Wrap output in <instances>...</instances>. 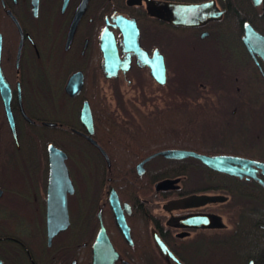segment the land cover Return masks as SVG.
<instances>
[{
  "label": "flooded vegetation",
  "instance_id": "obj_1",
  "mask_svg": "<svg viewBox=\"0 0 264 264\" xmlns=\"http://www.w3.org/2000/svg\"><path fill=\"white\" fill-rule=\"evenodd\" d=\"M212 1L214 4L190 12L181 13L176 6ZM246 25L264 38V0H245L244 4L240 0H0V264H93L101 226L118 253L114 261L110 253L109 257L101 254L99 262L103 264H178L162 254L156 237L182 264H211V254L224 259L222 243L233 226L227 215L228 196L220 186L223 183L218 189H210L205 182L185 187L186 176L164 177L154 181L148 193L146 183H140V193L131 196L123 179L114 177L122 171L113 161L117 133L127 135L151 120L138 118L127 102L117 97L130 100L145 115L161 110L146 111L150 103L137 104L125 96L135 92L146 100L148 93L163 87L174 92L178 74L176 68L172 72L174 61L168 59L179 43L187 42L186 72L190 78L197 73L204 79L197 86L202 97L196 103L204 110L205 133L210 132V126L222 124L225 102L220 97L233 87L236 101L231 113L238 139L246 141L250 135L252 159L264 162V155L259 154L264 151V48L246 47ZM109 33L120 62L110 69L111 76ZM209 41L217 46V53H199L197 47ZM227 49H231L228 56L234 58L236 69L232 87L226 78L227 66L221 64L227 55L222 50ZM155 53L163 58V84L152 76L148 64ZM211 61L219 62L216 69H211ZM57 96L65 108L58 106ZM193 105L189 98L187 106ZM87 106L90 118H82ZM205 133L196 140L202 147L222 142ZM49 144L66 154L68 180L60 173L57 187L56 177L51 178ZM165 149L194 151L155 150L135 164L140 178L195 159L156 156L137 169L146 157ZM89 156L95 164L85 182L76 158ZM255 170L254 177L242 178L212 171L251 186L250 211L258 218L264 215V175L259 167ZM164 179L177 181L157 186ZM113 192L131 242L117 226L110 201ZM190 196L201 197L186 199ZM62 197L66 226L63 213L57 217L54 208ZM206 214L219 221L211 227H196L201 222L191 219L183 221L188 226H182L185 217ZM54 215L61 220L56 231V226L50 225ZM258 227L264 230L263 225ZM211 238L218 244L210 246ZM228 250L240 257L247 248L237 244ZM259 250H264V239L251 237L248 251L252 257L240 264H255L253 254ZM259 264H264V256Z\"/></svg>",
  "mask_w": 264,
  "mask_h": 264
},
{
  "label": "trees",
  "instance_id": "obj_2",
  "mask_svg": "<svg viewBox=\"0 0 264 264\" xmlns=\"http://www.w3.org/2000/svg\"><path fill=\"white\" fill-rule=\"evenodd\" d=\"M240 1L243 4L245 2V0ZM226 78L231 81V87L234 86L236 78V69L234 67L227 70ZM203 81L202 75L197 76V73L193 78H190L187 72L181 73L177 77V88L174 92L182 98L183 103L178 107L157 110L151 115H145L140 112L130 100L122 99L120 95L117 97L118 101L127 102V105L138 118L151 120L144 122L140 128L129 131L127 135H125L126 133H117V141H115L117 149L115 150L116 155L113 157V161L122 168V171L114 173V177L119 180L123 179V182L128 187L127 192L131 196L140 193V183H146L148 193L152 183L164 177L186 176L183 181L185 187H189L191 184H194V186L196 184L200 185L205 182L209 184L210 189H218L219 184L223 183L220 186H222L228 196L226 202L227 215L233 228L226 232L228 237L222 243L225 245L226 253L224 254V259L222 255L220 262L240 264L244 263L248 257H252L251 252L248 251L251 246V237L258 236V238L264 239V230L258 227L259 224L264 226V215H259L258 218H255L250 211L249 192L251 186L243 184L241 180L236 178L223 176L209 170L198 160L191 158L187 159V162L174 164L177 165L176 168L163 169L156 174L149 173L143 178H140L134 169L135 164L139 160L162 148L190 149L208 155L219 153L253 157L251 156L252 152L246 147L236 145L237 141L241 139H238L239 136L231 113L236 101L233 87L231 89L226 88L220 97V100L225 102V106L222 109V124L219 127L210 126L211 134H215L217 131L223 134L222 142L209 148L197 144L196 140L206 131V127L202 124V120L205 118L204 110L196 103L202 97V91L197 86ZM258 85L261 86L260 81H258ZM189 98L194 102L191 107L187 106ZM109 117H113L110 112ZM53 143L57 144L56 142ZM236 206H239L240 209L235 210ZM138 214L140 216L141 210L138 211ZM241 238L245 241L242 246L246 247L247 250L238 257L237 254L228 249L237 244L239 245L238 239ZM217 244L218 240L216 238L210 239V246ZM213 255L211 254V256ZM253 256L255 257V264H259L262 262L264 250H259L257 255L253 254Z\"/></svg>",
  "mask_w": 264,
  "mask_h": 264
},
{
  "label": "water",
  "instance_id": "obj_3",
  "mask_svg": "<svg viewBox=\"0 0 264 264\" xmlns=\"http://www.w3.org/2000/svg\"><path fill=\"white\" fill-rule=\"evenodd\" d=\"M214 4V2H204V3H178L176 4L177 8L180 10V12H190L194 11L197 9H201L203 7H206L210 4ZM121 22L124 21L123 19L120 20ZM137 32V31H136ZM244 42L246 44V47L251 50V49H261L264 48V38L260 36L258 33H256L249 25H246V35L244 37ZM105 46V41L103 42ZM136 46L138 47V32H137V39H136ZM0 48H1V41H0ZM139 52L141 50L137 48ZM119 62L118 56H117V51H116V46L114 42V37L112 34L109 33V76L113 74L111 73V68L115 67V65ZM149 66L151 67V74L152 76L161 84L165 83V66L163 62L162 56L158 55L157 53L154 54L153 59L151 62L148 63ZM0 79L1 81L3 80L2 74H0ZM3 83V82H2ZM4 84V83H3ZM90 118V111L87 106V109L82 112V118ZM11 130L14 134L15 133V128L13 125H11ZM47 151L49 154V165L51 169V178H54V182L56 183L57 187V182L58 178L57 176L62 173L64 176H67V168L65 165V159H66V154L59 148L55 147L53 144H49L47 147ZM156 156H162L164 158H170V159H182V158H187V157H192L197 160H199L203 165L206 167L218 171L221 173H225L228 175H233L238 178H242L244 176L246 177H254L255 176V168L259 167L262 171V174L264 175V162L257 161L254 159H250L247 157H242V156H237V155H232V154H214V155H206V154H201L197 153L194 151H189V150H179V149H165L158 151L148 157H146L143 161H141L139 164H137V169L143 168V164L150 159L156 157ZM52 178V180H53ZM177 179H164L162 181H159L157 183V186H165L166 184L174 183L176 182ZM53 182V183H54ZM262 182V181H260ZM264 184V183H263ZM201 196H190L189 198L186 199H193ZM203 197V196H202ZM207 199H211L212 196H204ZM110 201H111V206L113 209V213L115 215L116 223L117 226L121 232V234L125 237L126 240L130 241V230L127 225L125 216L121 210L120 204H119V199L116 195L115 192L113 194L111 193L110 195ZM54 207V205H53ZM55 213L57 217L59 216L60 211L64 215V220H63V226H66L68 223V218H67V211H66V201L65 198L62 197L60 202H58L55 205ZM191 219H195L200 221V224L195 225L196 227H211L216 224L219 219L216 216L213 215H199V216H189L185 217L183 221H190ZM61 220H58V218L54 219L52 216L50 217V225L52 227V224H54L55 231L58 229L59 223ZM214 223V224H213ZM182 226H188L185 222L182 223ZM57 228V229H56ZM60 228V227H59ZM50 234H54L51 232ZM156 241L161 249L162 254L167 258L168 256L173 258L178 264H182L180 261H178L172 253L167 249V247L160 241L158 237H156ZM131 242V241H130ZM97 248L96 250L94 249V257H93V264H103L99 262V256L101 254H105L106 256L109 257V253L112 255V259L116 260L118 258V253L115 251L113 248L112 244L110 243L104 228L101 226L98 237H97V243L95 245ZM126 263V262H124ZM111 264V263H107ZM127 264V263H126Z\"/></svg>",
  "mask_w": 264,
  "mask_h": 264
},
{
  "label": "rangeland",
  "instance_id": "obj_4",
  "mask_svg": "<svg viewBox=\"0 0 264 264\" xmlns=\"http://www.w3.org/2000/svg\"><path fill=\"white\" fill-rule=\"evenodd\" d=\"M184 43V42H183ZM187 43V42H185ZM184 43V44H185ZM182 44L179 43L177 50L173 53V55L168 59V61H174V63H171V68L173 69V71H175V68L177 70V74L180 75L183 72H186L189 69V61L187 60V54L189 53L187 47ZM215 47H217L216 45H214L212 42H205V43H201L198 47H197V51L201 54H213L214 52L217 53V51H215ZM218 52H221V49H218ZM222 54H227L224 59H222L221 64L223 63V65H226L227 69H231L234 66V58H229L228 54L231 55V49H227L226 51L222 50ZM224 56V55H223ZM176 63V65H175ZM211 69H216L219 62L216 61H211ZM176 66V67H175ZM213 66V67H212ZM171 72V73H172ZM169 87H163L161 88L160 91H158L157 93H148L147 94V99L146 100H142L141 96L138 93H133V92H129V94H127L125 96V98H130L132 100H134L137 104H139L141 101H147L148 103H150V105L148 106V108H144L146 111H149L153 108H159V109H166L168 107H178L183 103V100L181 97H179L175 92H169L168 91ZM57 101L56 103L58 104V106H62L63 108H65V103L62 101L60 96H57ZM124 107H126L125 105H123ZM206 127V125H204ZM259 128V126H257V129ZM205 134H211V132H206ZM214 137L219 140L222 139L223 134L219 131L215 132ZM245 138H247L246 141L240 140L237 141L238 146H243L246 147L248 150H250L251 156H253L254 151L252 148L253 142H251L250 140H252L249 136H246ZM67 145H70V143L67 141L64 142ZM249 145V146H247ZM261 155H264V151H259ZM250 154V153H249ZM233 155V154H232ZM238 156V155H237ZM242 157H247V156H242ZM250 158V157H247ZM78 160L77 165L81 166L82 169V177L84 178L85 182H87V180H90L89 176L90 173L89 171L91 170V166H93L95 163L93 161V157L89 156V157H77L76 158ZM252 159V158H250ZM160 160L157 159L155 161V163L157 164ZM84 172H87L84 173ZM83 189V187H82ZM245 241L241 238L238 239V243L239 244H243ZM259 242V241H258ZM261 244V243H260ZM260 246V245H259ZM211 256V255H210ZM218 255H213L210 257V263H215V264H219L220 262V258L218 261ZM192 262L195 263V261L191 260Z\"/></svg>",
  "mask_w": 264,
  "mask_h": 264
}]
</instances>
